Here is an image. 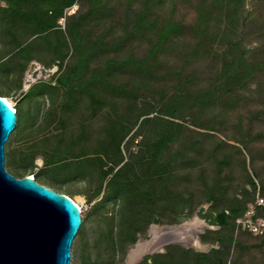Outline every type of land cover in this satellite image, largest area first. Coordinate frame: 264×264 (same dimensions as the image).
Instances as JSON below:
<instances>
[{
  "label": "rangeland",
  "instance_id": "rangeland-1",
  "mask_svg": "<svg viewBox=\"0 0 264 264\" xmlns=\"http://www.w3.org/2000/svg\"><path fill=\"white\" fill-rule=\"evenodd\" d=\"M0 28L6 168L81 205L71 264H264L236 224L264 193V0H0ZM195 217L204 247L130 263Z\"/></svg>",
  "mask_w": 264,
  "mask_h": 264
},
{
  "label": "water",
  "instance_id": "water-1",
  "mask_svg": "<svg viewBox=\"0 0 264 264\" xmlns=\"http://www.w3.org/2000/svg\"><path fill=\"white\" fill-rule=\"evenodd\" d=\"M17 124V113L0 97V264H71L81 208L35 178L7 171L6 144Z\"/></svg>",
  "mask_w": 264,
  "mask_h": 264
},
{
  "label": "bare ground",
  "instance_id": "bare-ground-1",
  "mask_svg": "<svg viewBox=\"0 0 264 264\" xmlns=\"http://www.w3.org/2000/svg\"><path fill=\"white\" fill-rule=\"evenodd\" d=\"M5 100L9 103V105L12 108L14 107L13 103L9 99L6 98ZM78 205L80 204L78 203ZM205 226L206 225L200 219L195 217L191 221L187 222L183 227L178 228V229H173V228L161 229V228L153 227L152 228V232H153L152 240L147 242L146 244H142L139 249L135 250V252L134 251L131 252V255H130L131 262L130 263H133V262L135 263L137 259H140L141 254H144L150 251L159 250L161 247L164 246L165 243H168L169 241L173 242L174 240H182L183 243H190V245L195 248L204 247L195 237H193L192 239H189L187 235V231L189 228H196V229L199 228L202 230L203 227Z\"/></svg>",
  "mask_w": 264,
  "mask_h": 264
},
{
  "label": "built area",
  "instance_id": "built-area-1",
  "mask_svg": "<svg viewBox=\"0 0 264 264\" xmlns=\"http://www.w3.org/2000/svg\"><path fill=\"white\" fill-rule=\"evenodd\" d=\"M1 47L0 36V49ZM236 224L237 231L242 230L252 236L264 238V193L261 191V188L257 190L254 202L248 208L245 215L236 220Z\"/></svg>",
  "mask_w": 264,
  "mask_h": 264
},
{
  "label": "trees",
  "instance_id": "trees-1",
  "mask_svg": "<svg viewBox=\"0 0 264 264\" xmlns=\"http://www.w3.org/2000/svg\"><path fill=\"white\" fill-rule=\"evenodd\" d=\"M206 22H208L209 21V16L208 17H206V20H205ZM0 97H2V96H0ZM3 98H5L6 99V97H3Z\"/></svg>",
  "mask_w": 264,
  "mask_h": 264
}]
</instances>
